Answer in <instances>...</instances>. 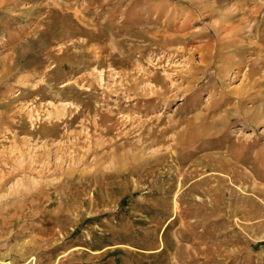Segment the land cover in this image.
Returning <instances> with one entry per match:
<instances>
[{"label":"rangeland","instance_id":"1","mask_svg":"<svg viewBox=\"0 0 264 264\" xmlns=\"http://www.w3.org/2000/svg\"><path fill=\"white\" fill-rule=\"evenodd\" d=\"M0 264H264V0H0Z\"/></svg>","mask_w":264,"mask_h":264},{"label":"bare ground","instance_id":"2","mask_svg":"<svg viewBox=\"0 0 264 264\" xmlns=\"http://www.w3.org/2000/svg\"><path fill=\"white\" fill-rule=\"evenodd\" d=\"M189 1H190V0H189ZM192 1L197 2V0H192ZM198 2H199V1H198ZM189 3H190V2H189ZM192 3H193V2H192ZM192 3H191V4H192ZM194 4H195V3H194ZM228 17H229V16H228ZM186 20H187V19H186ZM241 22H242V21H241ZM182 26H183V24H182ZM186 26H187V25H186ZM231 26H232V25H231ZM183 27H184V26H183ZM180 28H181V27H180ZM242 28H243V27H242ZM184 29H185V28H184ZM218 31H219V30H218ZM218 31H217V32H218ZM219 32H220V31H219ZM179 34H180V33H179ZM216 34H217V33H216ZM165 35H167V34L165 33ZM169 35H171V34H169ZM180 35H181V34H180ZM163 36H164V35H163ZM157 37H158V36H157ZM164 37H165V36H164ZM183 37H184V36H183ZM155 38H156V37H155ZM172 38H173V36L171 35L170 39H172ZM175 39H176V38H175ZM248 39H249V38H248ZM166 40H167V39H166ZM236 41H237V40H236ZM167 42H168V41H167ZM176 42H177V41H176ZM167 44H168V43H167ZM233 44H235V43H233ZM233 44H232V45H233ZM252 44H253V43H252ZM228 45H229V44H228ZM241 45H242V44H241ZM250 45H251V44H250ZM222 46H223V45H222ZM219 47H220V46H219ZM238 47H239V46H238ZM224 48H225V47H224ZM222 50H223V49H222ZM4 58H5V57H4ZM170 58H171V57H170ZM2 60H3V59H2ZM159 60H160V59H159ZM239 60H240V59H239ZM254 63H255V62H254ZM258 63H259V62H258ZM4 64H5V63H4ZM252 64H253V63H252ZM6 65H8V64H6ZM9 66H10V65H9ZM258 66H259V65H258ZM133 68H134V67H133ZM138 68H139V67H138ZM138 68H137V69H138ZM137 69H136V70H137ZM142 69H143L144 72L146 71V70H144L143 67H142L140 70L142 71ZM256 69H257V61H256V63L254 64L253 68H252L250 71L248 70V71H249L248 76H249L250 74H251V75H257L256 72H255ZM259 69H260V68H259ZM3 70H4V68H3ZM3 70H2V71H3ZM138 70H139V69H138ZM138 70H137V71H138ZM140 70H139V71H140ZM141 71H140V72H141ZM143 71H142V72H143ZM3 72H4V71H3ZM3 72H2V73H3ZM142 72H141V73H142ZM148 72H150L149 69H148ZM138 73H139V72H138ZM129 74H130V73H129ZM131 74H132V73H131ZM145 74H146V73H144V75H145ZM147 74H148V73H147ZM167 74H168V73H167ZM140 75L142 76V74H140ZM149 75H151V72H150ZM149 75H148V76H149ZM169 75H170V74H169ZM134 76H135V75H134ZM136 76H137V74H136ZM152 76H154V75H152ZM152 76H151V77H152ZM191 76H192V75H191ZM130 77H131V76H130ZM137 77L139 78V76H137ZM166 77H167V79H168L170 76L166 75ZM251 77H252V76H251ZM255 77H256V76H255ZM132 78H133V77H132ZM134 78H135V77H134ZM143 78H144V77H143ZM135 79H136V82H138V84H139V81H137L138 79H137V78H135ZM147 79H149V78H147ZM150 80H151V79H150ZM152 80H153V79H152ZM169 80H171V79H169ZM130 81H131V80H130ZM132 81H133V80H132ZM142 81H143V80H142ZM146 81H147V80H145L144 83H145ZM136 82L133 81V83H136ZM147 82H149V81H147ZM131 83H132V82H131ZM141 83H142V82H141ZM141 83H140L139 85H141ZM150 83H151V82H150ZM138 84H137V85H138ZM152 84H153V83H152ZM133 85H134V84H133ZM137 85H136V84L134 85V86H135V89H136V86H137ZM147 85H148V84H147ZM131 86H132V85H131ZM141 86H142V85H141ZM141 86H138V90H137V91L140 90L139 87H141ZM149 86H150V85H149ZM164 86H165V85H164ZM129 87H130V86H129ZM108 88H109V87H108ZM132 88H133V87H132ZM129 89H130V88H129ZM129 89H128V90H129ZM144 89H145V88H144ZM155 89H156V88H155ZM165 89H166V88H165ZM126 90H127V89H126ZM126 90H125V91H126ZM128 90H127V91H128ZM133 90H134V89H133ZM150 91H151V90H150ZM164 91H165V90H164ZM147 92H148V91H147ZM151 92H152V93H153V92L155 93V91H151ZM161 92H162V91H161ZM154 93H153V94H154ZM125 94H126V93H125ZM129 96H130V95H129ZM253 98H254V97H253ZM255 98H256V96H255ZM223 103H224V102H223ZM215 104H216V103L213 102V104L211 105V109L214 110V108L216 107ZM218 104H219V103H218ZM214 106H215V107H214ZM218 106H219V105H218ZM213 107H214V108H213ZM235 107H236V106H235ZM217 109H218V108H217ZM215 110H216V109H215ZM240 110H242V109H240ZM234 112H235V111H234ZM237 112H238V111H237ZM237 112H235V114H236ZM243 112L245 113L244 115H246V116H247V115H251V116H248V118L251 117V118H252L253 120H255V122H256V117H257V115H256V113H255V108L247 109V108H244V107H243ZM252 112H253L254 114H253ZM239 113H240V112H239ZM241 113H242V112H241ZM232 115H233V113H232ZM232 115H231V116H232ZM240 115H241V114H240ZM231 116H230V117H231ZM246 116H245V117H246ZM262 116H263V115H262ZM137 119H138V118H137ZM152 119H153V118H152ZM229 119H231V118H229ZM240 119H241V118H240ZM157 120H158V119H157ZM247 120H248V119H247ZM98 121H99V120H98ZM100 121H101V119H100ZM102 122H103V121H102ZM141 123H143V122H141ZM246 123H247V122H246ZM191 124H192V123H191ZM247 125H248V124H247ZM255 125H256V124H255ZM123 127H124V126H123ZM134 128H135V127H134ZM161 131H162V130H161ZM161 131H159V132H161ZM153 132H154V130H153ZM176 133H177V132H176ZM149 135H150V134H149ZM149 142H150V141H149ZM152 142H153V141H152ZM115 145H116V144H115ZM235 146H236V145H235ZM230 147H234V145H233V146H230ZM237 147H238V146H237ZM237 147H236V148H237ZM113 149H114V148H113ZM231 149H232L231 151H232V153H233L234 150H233V148H231ZM237 150H238V149H237ZM235 152H236V151H235ZM236 154H237V153H236ZM233 155H234V154H233ZM231 156H232V155H231ZM234 156H235V155H234ZM234 156H232V157H234ZM237 156H238V155H237ZM235 158L238 159V157H235ZM227 162H228V161H227ZM228 163H229V162H228ZM226 164H227V163H226Z\"/></svg>","mask_w":264,"mask_h":264}]
</instances>
